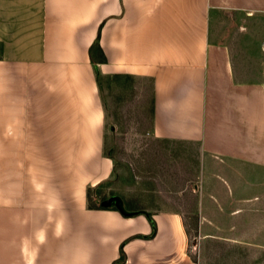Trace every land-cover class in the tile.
<instances>
[{"label":"crops","instance_id":"obj_1","mask_svg":"<svg viewBox=\"0 0 264 264\" xmlns=\"http://www.w3.org/2000/svg\"><path fill=\"white\" fill-rule=\"evenodd\" d=\"M263 13L264 0H0V264H199L190 237L238 242L247 203L264 251L263 42L231 34ZM137 87L181 173L139 206L119 196L125 215L98 194L114 170L103 90L115 107Z\"/></svg>","mask_w":264,"mask_h":264},{"label":"rangeland","instance_id":"obj_2","mask_svg":"<svg viewBox=\"0 0 264 264\" xmlns=\"http://www.w3.org/2000/svg\"><path fill=\"white\" fill-rule=\"evenodd\" d=\"M234 19L231 21L232 35L245 36L246 41L251 40V46L255 40H261L263 42L261 45L264 44V13L258 18L247 16ZM103 96L107 105L108 119L105 125V153L113 158L114 170L111 178L102 185V189L98 190L100 198L108 197L113 193L121 196L129 206H139L143 190L145 195L172 193L177 189L173 184L178 181L181 164L178 156L172 154L168 146L147 134L151 111L147 93L139 87L130 89L119 98L121 100L115 107L112 104H116V99L113 101L110 97L109 89L103 90ZM197 159L198 156L194 155L192 167H198L197 173L202 176ZM215 167L218 170L220 166ZM194 173L188 170L185 172L186 175H183L186 179L193 177L191 186L185 188L184 195L187 199L192 194V190L194 191L193 182L196 178ZM255 190L251 184L249 189H246V195H253ZM245 205L247 216L243 220V227L239 230L242 232L233 235L236 239L237 237L240 239L238 242L229 240L203 242L199 238L193 240L190 237L189 249L198 259L199 264H264V251L253 243V233L250 228L254 220L251 210L253 204Z\"/></svg>","mask_w":264,"mask_h":264},{"label":"water","instance_id":"obj_3","mask_svg":"<svg viewBox=\"0 0 264 264\" xmlns=\"http://www.w3.org/2000/svg\"><path fill=\"white\" fill-rule=\"evenodd\" d=\"M101 206L103 207H109V206H114L115 208H117V210H119V212H121L122 214L125 215H131L134 212H130L125 210V208L123 207L121 198L118 195H111L105 199H103L100 202Z\"/></svg>","mask_w":264,"mask_h":264},{"label":"built area","instance_id":"obj_4","mask_svg":"<svg viewBox=\"0 0 264 264\" xmlns=\"http://www.w3.org/2000/svg\"><path fill=\"white\" fill-rule=\"evenodd\" d=\"M262 52L264 53V44L262 45Z\"/></svg>","mask_w":264,"mask_h":264},{"label":"trees","instance_id":"obj_5","mask_svg":"<svg viewBox=\"0 0 264 264\" xmlns=\"http://www.w3.org/2000/svg\"><path fill=\"white\" fill-rule=\"evenodd\" d=\"M98 36H99V34H98ZM98 36H97V40H98ZM120 258H121V260H123V257H122V255H121V257H120Z\"/></svg>","mask_w":264,"mask_h":264}]
</instances>
